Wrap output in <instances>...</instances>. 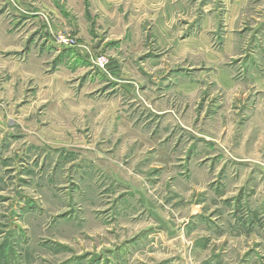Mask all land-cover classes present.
<instances>
[{
    "label": "rangeland",
    "instance_id": "374dc122",
    "mask_svg": "<svg viewBox=\"0 0 264 264\" xmlns=\"http://www.w3.org/2000/svg\"><path fill=\"white\" fill-rule=\"evenodd\" d=\"M0 264H264V0H0Z\"/></svg>",
    "mask_w": 264,
    "mask_h": 264
}]
</instances>
